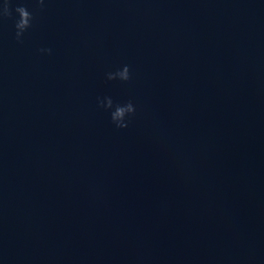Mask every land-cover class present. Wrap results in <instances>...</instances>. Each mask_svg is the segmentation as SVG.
<instances>
[{
    "label": "water",
    "instance_id": "1",
    "mask_svg": "<svg viewBox=\"0 0 264 264\" xmlns=\"http://www.w3.org/2000/svg\"><path fill=\"white\" fill-rule=\"evenodd\" d=\"M9 11L0 264H264V0ZM125 64L128 81L107 79ZM105 95L136 106L126 128Z\"/></svg>",
    "mask_w": 264,
    "mask_h": 264
},
{
    "label": "clouds",
    "instance_id": "2",
    "mask_svg": "<svg viewBox=\"0 0 264 264\" xmlns=\"http://www.w3.org/2000/svg\"><path fill=\"white\" fill-rule=\"evenodd\" d=\"M40 7L45 5V0H37ZM10 0H0V17L10 15ZM17 18L15 20V37L19 41L25 31L32 25L33 14L24 4H18L15 7ZM41 52L50 53V48H41ZM108 80L128 81L130 78V69L128 65H123L115 71L106 73ZM98 106L107 110L111 122L117 128H126L130 117L136 112V106L131 100L126 102H115L111 96L105 95L97 97Z\"/></svg>",
    "mask_w": 264,
    "mask_h": 264
}]
</instances>
